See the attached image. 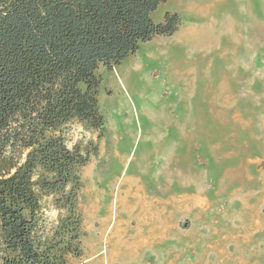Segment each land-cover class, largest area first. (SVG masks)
Returning a JSON list of instances; mask_svg holds the SVG:
<instances>
[{"label": "rangeland", "instance_id": "rangeland-1", "mask_svg": "<svg viewBox=\"0 0 264 264\" xmlns=\"http://www.w3.org/2000/svg\"><path fill=\"white\" fill-rule=\"evenodd\" d=\"M167 11L180 16L172 34L99 66L103 127H66L88 156L82 254L70 264H109L114 252L117 264H264V0H165L153 20ZM195 191L213 203L175 199ZM150 199L141 225L152 245L126 249L117 234L137 228Z\"/></svg>", "mask_w": 264, "mask_h": 264}, {"label": "trees", "instance_id": "trees-1", "mask_svg": "<svg viewBox=\"0 0 264 264\" xmlns=\"http://www.w3.org/2000/svg\"><path fill=\"white\" fill-rule=\"evenodd\" d=\"M163 1L0 0V264H70L82 254L88 156L65 130L103 127L97 70L177 29V12L153 20Z\"/></svg>", "mask_w": 264, "mask_h": 264}, {"label": "crops", "instance_id": "crops-1", "mask_svg": "<svg viewBox=\"0 0 264 264\" xmlns=\"http://www.w3.org/2000/svg\"><path fill=\"white\" fill-rule=\"evenodd\" d=\"M154 13L155 12L152 13L153 16H154ZM159 22H161V20ZM176 180L177 181H182V178L179 177V175H178L176 177ZM192 180H196V179H191L190 182ZM135 196L137 197V199L139 198L140 200H142L143 194L139 193V188H138V191L135 194ZM175 199H180V201H184V199H188L189 201L194 202V204L199 206V207H202L204 205L208 206V204L211 203V201L208 202L207 196L205 195V193H202L200 191H195V192H191V193H185V194H181V195H176ZM140 204H141V201H140ZM152 208H153L152 200L150 199L148 201H145L144 202V206H141V210L139 212H137L136 215H134L138 219L137 228L133 229V228L129 227V225H127L126 226L127 227L126 228L127 231H126V235L125 236L117 234V237H118L117 242L120 243L121 246H123V247H125L126 249H129V250H135L136 249V250H139L140 253H145L146 251L141 250V249H143V246L152 245V241H150V237L151 236L144 234V229H143V227L141 225V222H143L142 221L143 219L145 220L146 218H149L150 215H154L153 212H152ZM222 209H224V208H222ZM127 210H128L127 213L133 212L134 211V207L131 206V204H127ZM110 218H111V216L108 219L110 220ZM139 218L141 219V221H140ZM194 219L195 220H201L202 219V214L198 213V215H196V217ZM109 220H108V223H109ZM262 222L263 221H259V220L256 223L254 222V224L252 222L253 228L255 226L256 227L261 226ZM120 223H121V220H120L119 224ZM113 230H114V227L111 229L110 234L113 232ZM117 230H119V227H118ZM107 239H109V238H107ZM114 253L115 254L110 257L111 261L108 260V262H110L109 264H117V261H120V259H119L120 257L118 256V253H116V252H114ZM135 255H136L135 257H137L139 259V262H141V258L139 256V254L135 253ZM129 263L131 264V261Z\"/></svg>", "mask_w": 264, "mask_h": 264}, {"label": "bare ground", "instance_id": "bare-ground-1", "mask_svg": "<svg viewBox=\"0 0 264 264\" xmlns=\"http://www.w3.org/2000/svg\"><path fill=\"white\" fill-rule=\"evenodd\" d=\"M256 217H257V216H256ZM256 222H257V221H256ZM256 222H255V223H256ZM258 224H259V223H258ZM135 256H136V255H135ZM140 263H141V262H140Z\"/></svg>", "mask_w": 264, "mask_h": 264}]
</instances>
